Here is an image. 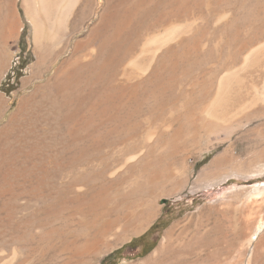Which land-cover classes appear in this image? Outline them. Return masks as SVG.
Returning <instances> with one entry per match:
<instances>
[{"label":"rangeland","instance_id":"1","mask_svg":"<svg viewBox=\"0 0 264 264\" xmlns=\"http://www.w3.org/2000/svg\"><path fill=\"white\" fill-rule=\"evenodd\" d=\"M263 234L264 0H0V264H264Z\"/></svg>","mask_w":264,"mask_h":264},{"label":"bare ground","instance_id":"2","mask_svg":"<svg viewBox=\"0 0 264 264\" xmlns=\"http://www.w3.org/2000/svg\"><path fill=\"white\" fill-rule=\"evenodd\" d=\"M263 225L259 226V228L255 231V235H258L259 232H261ZM189 229V226H185L184 229H182V232L177 234L176 232V224L167 232L166 237L164 239V241L162 242L161 246L159 247V250H165L167 249V258L169 256H171L169 253L170 252H175L176 249H172V244L174 243V241H178L177 239H179L182 235H186L187 231ZM222 230H219L218 232V236H220L221 238H225L226 236L222 235ZM264 235V234H263ZM262 235V236H263ZM261 235L258 237H262ZM203 234L199 231L195 232L194 235L191 236V239H197L198 242H201L203 240ZM254 238H252L253 240ZM263 239V238H262ZM184 251L190 253L191 252V248L190 245L188 244L187 247L184 249ZM176 253V252H175ZM169 254V255H168Z\"/></svg>","mask_w":264,"mask_h":264}]
</instances>
